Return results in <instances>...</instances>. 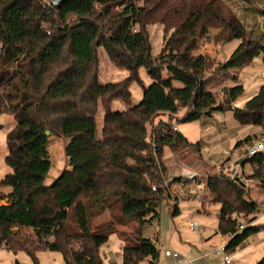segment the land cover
Segmentation results:
<instances>
[{
    "label": "trees",
    "instance_id": "obj_1",
    "mask_svg": "<svg viewBox=\"0 0 264 264\" xmlns=\"http://www.w3.org/2000/svg\"><path fill=\"white\" fill-rule=\"evenodd\" d=\"M156 24L164 35L159 58L153 59L148 27ZM210 29L219 30L213 37L217 44L239 41L222 64L194 56ZM100 48L128 73L124 80L98 81ZM262 53L264 46L247 36L226 0H0V116L14 120L5 137L10 172L0 179V249L23 251L34 264L40 250L60 252L65 264H105L100 248L117 233L116 226L134 222L136 236L123 240L122 264L145 259L156 264L154 240L142 238L140 229L158 220L160 204L169 200L163 198V150L194 147L199 152L201 143H189L169 123L148 137V126L159 114L186 109L183 122L232 111L240 126L264 130V85L237 108L242 85L224 88L217 103L204 84L211 69L241 70ZM141 67L151 80L147 86L139 78ZM132 82L142 89L135 106ZM114 101L126 109L113 111ZM51 137L66 140L67 165L45 185ZM263 162L262 153L241 163L245 170L256 167L249 178L264 184ZM206 187L208 204L219 205L215 235L226 240L228 253L235 252L263 228L253 224L259 206L248 200L241 183L222 172L207 177ZM105 211L110 220L92 227L91 220ZM179 213L174 204L171 216ZM76 240L78 249L72 244ZM256 264H264V256Z\"/></svg>",
    "mask_w": 264,
    "mask_h": 264
},
{
    "label": "rangeland",
    "instance_id": "obj_2",
    "mask_svg": "<svg viewBox=\"0 0 264 264\" xmlns=\"http://www.w3.org/2000/svg\"><path fill=\"white\" fill-rule=\"evenodd\" d=\"M247 3L252 9V13H254L257 27L264 31L263 16L259 13V10L264 7V0H247ZM228 7L235 14L238 4L235 5V3H232L228 5ZM218 33L219 30L217 29H210L207 37L199 41V46L194 56L197 55L196 52L200 51L209 57L210 60H213L210 57L214 56L211 52H213V48L217 46L216 57L219 59L217 64L224 63V59L232 54L238 46L239 41L233 40L225 45L217 44L214 42L213 37ZM148 34L151 45V55L153 59H157L159 58V53L163 46V27L159 24L151 25L148 27ZM213 63L212 65H217L215 62ZM97 72L98 81L101 84L120 82L128 76L125 70L115 67V65L109 61L101 48L97 50ZM138 73L143 85L147 86L151 83L143 67L139 69ZM209 73H212V75L209 76ZM164 74L165 73H163V75ZM208 74L204 81L205 88L214 95L217 103H221L224 99V88H230L239 84L242 85L244 92L233 106L242 108L247 101L258 93L260 87L264 85V53L255 57L249 65L241 70H230L228 72H217L213 70L212 72L211 69L208 71ZM173 85L175 87L182 86L178 82H173ZM129 90L132 96L131 106H135L141 101V86L136 82H132L129 86ZM111 108L113 111H123L126 109L119 101H114L111 104ZM186 113V109H180L175 115L159 114L153 118L147 129V136L151 137L152 132L161 127V124L169 123L172 124L189 143H201L199 152H196L194 147L179 148L175 152L169 148H165L164 150L162 162L166 172L163 175L167 183L169 182L167 180L168 177L171 179L170 181H172L175 178L183 176L184 173H186L185 169L196 172L199 177L195 183L193 182L194 184L191 183L192 181L182 179L183 182L192 184L188 190H186L187 188H182L181 186L183 184L179 181L175 183L176 186L174 188H171L172 185L170 184L169 186L171 189H167V193L163 195L165 200H169L162 201L160 204L159 219L140 229V236L142 238L154 240L155 246L159 251V258L156 264H168L167 258H169V254L174 251L184 256L189 247V250L193 253L197 252L196 250L199 249V241L197 235L189 230L188 224L190 221H196L204 227L202 233L204 238L207 235H213L215 233L217 230V211L219 210V205L208 204L210 194L207 187L204 189V195L198 200L189 199L186 195L193 191L200 190L201 186L197 184H206L207 177L219 174L224 169L223 164H225L229 158L233 161L236 156H239L243 152L244 148L241 147L242 143L236 146L238 142L244 141L246 137L250 139L255 138V140H257L256 138L263 139L262 135L264 134V130L261 127L250 125L240 126L234 119L232 111L214 112L211 116L203 115L196 121L183 122L181 118H183ZM101 116V112L96 116L98 132L101 127ZM13 126L14 120L12 116L7 114L0 116V179L10 172V168L4 161L7 154L5 137ZM250 139L248 141H250ZM65 144L66 140L62 138L51 137L50 139L48 152L51 168L45 178V185H49L67 165V158L64 155ZM247 168L248 166L246 165L245 169ZM262 189L264 191V184ZM246 197L250 201H255L259 206V213L253 224L264 225V208L261 205L263 201L262 190L259 192L252 190L246 194ZM199 201L203 202L204 210L201 208V203ZM3 203L4 202H1V204ZM174 204H177L180 211L177 217L171 216V210ZM109 220L110 214L108 211H105L103 214L93 218L91 220V225L92 227H96ZM247 222L246 219L241 220L242 225H246ZM69 226L73 229L72 224H69ZM136 226L137 223L134 222H126L124 225L116 226L117 233L111 235L108 242L99 250V254L105 264H122L121 250L124 245L123 240L130 242L135 238ZM23 232L27 236L31 235L30 230H24ZM217 237L220 238V236ZM263 241L264 227L251 237L250 244L245 249L229 252V256L233 260L232 264H248L249 259H253L252 264H256L264 255V252L260 250V246L257 243ZM72 244L74 249H78L81 245L78 240ZM35 256L38 264H65L61 253L57 251L40 250L35 253ZM215 257L214 262L217 264L219 256ZM16 261L20 264H34L33 258L23 251L14 254L10 251L0 249V264H15ZM137 264H148V259L142 260Z\"/></svg>",
    "mask_w": 264,
    "mask_h": 264
},
{
    "label": "built area",
    "instance_id": "obj_3",
    "mask_svg": "<svg viewBox=\"0 0 264 264\" xmlns=\"http://www.w3.org/2000/svg\"><path fill=\"white\" fill-rule=\"evenodd\" d=\"M264 20V16L262 17ZM176 130V128H173ZM264 154V134H263V139H258L255 140L252 144L246 146L243 149V152L238 156V158L231 162V164L228 166L227 172L224 171L222 172L225 176V178L235 180V178L239 177L240 181L243 186H245L246 189H251L253 187L254 183H261L263 187V183L260 180H253L249 178L250 175L253 174L254 170L256 167L249 168V170H245L242 165V161L248 160L249 158H252L254 156H257L259 154ZM262 168L264 169V162L262 163ZM199 175L196 172H187L183 176H181L182 179L196 182L198 179ZM198 186H201L200 190H197L196 192L188 193L186 195L187 198L192 199V200H198L201 197V193L204 191L206 188V184L199 183L197 184ZM164 186L169 189L167 182L164 181ZM183 188V185L181 186ZM248 191V190H247ZM262 207L264 208V198L263 201L261 202ZM189 230L193 233H195L198 237V240L200 242V245L202 247V250L200 252V259L207 260L210 259L212 256H219L220 258V263L219 264H232L233 260L229 256V253L225 249L226 245V240L220 236V239H222V243L216 247H205V239L202 235L204 231V227L201 226L199 223L196 221H190L188 224ZM240 230L242 227L239 228ZM171 257L174 258L176 261V264H193L192 260L187 259L186 257L180 256L175 252H171Z\"/></svg>",
    "mask_w": 264,
    "mask_h": 264
},
{
    "label": "crops",
    "instance_id": "obj_4",
    "mask_svg": "<svg viewBox=\"0 0 264 264\" xmlns=\"http://www.w3.org/2000/svg\"><path fill=\"white\" fill-rule=\"evenodd\" d=\"M227 1V3H228V5H230V4H232V3H235V5L236 4H238V7H237V12L235 11V15L238 17V19L241 21V23H242V25L244 26V28H245V30H246V33H247V36L249 37V38H251V39H254V40H258L259 41V43L262 45V46H264V31H262V30H260L258 27H257V25H256V21H255V16H254V13H252V9H251V7L249 6V4L247 3V0H226ZM264 8V7H263ZM260 9L259 10V13H260V15L261 16H264V9ZM256 15V14H255ZM251 28V29H250ZM255 38H257V39H255ZM213 52H211L214 56L212 57V56H210L212 59H213V61L217 64L218 63V61H219V59L216 57V51H217V46L216 47H214L213 48ZM206 52V51H205ZM196 54H202V55H204V53L203 52H200V51H198V52H196ZM225 60H227V58H225L224 59V61ZM223 61V62H224ZM209 76H211L212 75V73H210V74H208ZM168 117V116H167ZM262 137H263V135H262ZM257 140L258 139H260V138H256ZM249 140V139H248ZM247 140V141H248ZM241 141V143H242V145H241V147L242 148H245L246 146H248V145H250V144H252L254 141H255V138L253 139H250V141ZM166 148V147H165ZM165 148H164V150H165ZM164 150H163V153H164ZM238 158V156H236L234 159H233V161H235L236 159ZM230 158L227 160V162L225 163V164H223V167H224V169L221 171V172H224V171H226L227 172V170H228V166L231 164V162H233ZM185 171H186V173L187 172H190V170L189 169H185ZM186 173H184V174H186ZM183 175V174H182ZM175 178V177H174ZM167 180L170 182V178L168 177L167 178ZM235 180H237V181H240V178L239 177H237V178H235ZM176 183V182H175ZM175 183H172L171 185V188H174L175 186H176V184ZM181 183L183 184V188L184 189H186V190H188L189 189V187L192 185V184H190V183H185V182H183L182 180H181ZM191 183H193V182H191ZM194 184V183H193ZM242 185V184H241ZM243 186V185H242ZM244 188H245V186H243ZM169 188H170V186H169ZM170 188V189H171ZM263 187H262V184L261 183H254L253 184V187L251 188V189H246V190H248L247 192H251L252 190H256L257 192H259L260 190H262V199L264 198V191H263V189H262ZM4 192H8L9 191V189L8 188H6V189H4L3 190ZM193 192H196V191H193ZM192 193V192H191ZM202 195H204V191L201 193V196ZM262 199H261V201H262ZM200 202V201H199ZM201 204L203 203V202H200ZM203 210H204V208H202ZM263 227H264V225H262ZM217 236H220V235H215V233L213 234V235H207L204 239H205V247L206 248H208V247H216V246H218V245H220L221 243H222V239H220V238H218ZM254 236V235H253ZM222 237V236H221ZM252 237V236H251ZM251 237H249L245 242H244V244H243V246L242 247H240V248H238V249H236V251L238 250V251H241V250H243V249H245L249 244H250V240H251ZM199 241V240H198ZM199 243V249L198 250H196L197 252L196 253H193L191 250H189L190 248L188 247L187 248V252H185V254L186 255H184L183 256V254L182 255H180L179 253H177V252H175V253H177L178 255H180V256H183V257H186L187 259H190V260H192V262H193V264H216L215 262H214V258H216L215 256H212L209 260H211V261H209V260H203V259H200V252H201V250H202V247H201V245H200V242H198ZM257 244H259V246H260V250L261 251H263L264 252V241L263 242H259V243H257ZM262 247V248H261ZM191 251V252H190ZM171 254V253H170ZM169 254V258H167V260H168V264H176V261L174 260V258H172L171 257V255ZM264 256V255H263ZM262 256V257H263ZM261 257V258H262ZM219 260L217 261V264H219L220 263V258H218ZM252 262H253V259H249L248 260V264H252Z\"/></svg>",
    "mask_w": 264,
    "mask_h": 264
},
{
    "label": "water",
    "instance_id": "obj_5",
    "mask_svg": "<svg viewBox=\"0 0 264 264\" xmlns=\"http://www.w3.org/2000/svg\"><path fill=\"white\" fill-rule=\"evenodd\" d=\"M58 1H59V0H54V4H57V3H58ZM45 135H47V136H48V135H49V132H48V131H46V132H45Z\"/></svg>",
    "mask_w": 264,
    "mask_h": 264
}]
</instances>
